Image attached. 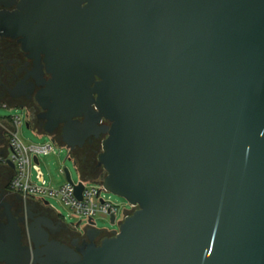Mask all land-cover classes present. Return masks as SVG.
Listing matches in <instances>:
<instances>
[{"label": "water", "instance_id": "obj_1", "mask_svg": "<svg viewBox=\"0 0 264 264\" xmlns=\"http://www.w3.org/2000/svg\"><path fill=\"white\" fill-rule=\"evenodd\" d=\"M0 35L45 55V135L65 124L69 161V138L106 136L102 186L138 207L45 264H264V0H23ZM20 239L0 237V264L32 263Z\"/></svg>", "mask_w": 264, "mask_h": 264}, {"label": "flooded vegetation", "instance_id": "obj_2", "mask_svg": "<svg viewBox=\"0 0 264 264\" xmlns=\"http://www.w3.org/2000/svg\"><path fill=\"white\" fill-rule=\"evenodd\" d=\"M1 1L13 5L9 8L0 5V12L7 10L12 13L18 10V5L23 0ZM46 32L48 33L45 30L43 35ZM43 35L38 33L31 38V41L37 42L40 46L48 44ZM25 39L24 36L14 38L0 35V106L23 110L25 116L23 124L45 135V128L49 123V111L42 108L37 98L38 94L45 89L46 83L52 79V75L47 73L43 61L45 55H41L43 67L39 70L37 59L32 51L24 49L23 40ZM75 121L83 124L84 118H77ZM64 126L65 124L59 123L50 127L51 139L56 145H63ZM105 126H110V123L105 120L98 125L99 128ZM11 131L12 125L8 119L0 122V237H13L14 229L17 228L22 247L29 249L32 253L31 264H45L51 243H59L82 256L81 252L87 250L90 245L99 247L105 239L113 238L115 236L113 233L96 236L94 233L88 234L89 228L80 230L69 226L63 216L50 205L35 198H24L12 190L11 184L15 170L7 164L13 152ZM86 134L85 131L80 133L81 137L69 138V141L75 144L72 157L78 163L84 178L101 180L106 176V172L99 166L98 156L102 152V143L106 136L90 135L83 139Z\"/></svg>", "mask_w": 264, "mask_h": 264}, {"label": "built area", "instance_id": "obj_3", "mask_svg": "<svg viewBox=\"0 0 264 264\" xmlns=\"http://www.w3.org/2000/svg\"><path fill=\"white\" fill-rule=\"evenodd\" d=\"M8 119L12 125L10 140L13 152L9 160L15 164V175L11 184L14 192L24 198H35L43 202L48 201L49 198L59 199L72 214L79 218V224L83 220L86 222L85 228H92L89 221L93 220L96 223L95 219L99 215L108 217L110 220L114 216L116 223L121 224L123 220L118 221L119 207L105 199L103 193L107 191L103 188L101 182L100 187L88 186L87 182L89 181L83 179L84 190L81 200L76 195V183H66L59 189L49 186L40 169L39 158L54 152L56 144L25 145L20 138L24 116H13ZM35 158L39 160V163L34 162ZM35 172H37L36 175H34ZM130 206L132 212L129 214H133L138 207Z\"/></svg>", "mask_w": 264, "mask_h": 264}, {"label": "rangeland", "instance_id": "obj_4", "mask_svg": "<svg viewBox=\"0 0 264 264\" xmlns=\"http://www.w3.org/2000/svg\"><path fill=\"white\" fill-rule=\"evenodd\" d=\"M13 116H24V111L19 108H6L0 106V119L6 120ZM20 138L25 145H43L52 143L51 137L47 135H41L33 129L27 128L26 125H24L21 129ZM68 154L69 151L66 148L62 147L61 145H55L54 152L46 156H40L39 158L40 169L44 175V178L48 182L49 186L53 187L54 189H59L67 183L65 174L63 173L65 169L69 171L73 183H79V181L84 177L80 172L79 166L76 164V160H67ZM36 174L37 172L34 173V175ZM94 180L87 182L88 186L100 187V182L102 179L99 181ZM103 195L105 196L106 200L119 207L118 221H122L124 212L131 210L129 202L124 198L116 196L110 192H104ZM48 202L58 214L63 216L65 222L69 226H75L80 230L86 227V222L83 220V222L79 224V218L72 214L59 199L49 198ZM95 221L97 229L99 230L113 231L119 228L118 225L113 226L108 217L99 215L96 217Z\"/></svg>", "mask_w": 264, "mask_h": 264}, {"label": "crops", "instance_id": "obj_5", "mask_svg": "<svg viewBox=\"0 0 264 264\" xmlns=\"http://www.w3.org/2000/svg\"><path fill=\"white\" fill-rule=\"evenodd\" d=\"M9 120V119H8ZM5 120H3V119H0V122L2 123V122H4Z\"/></svg>", "mask_w": 264, "mask_h": 264}, {"label": "trees", "instance_id": "obj_6", "mask_svg": "<svg viewBox=\"0 0 264 264\" xmlns=\"http://www.w3.org/2000/svg\"><path fill=\"white\" fill-rule=\"evenodd\" d=\"M76 164L78 165V163L76 162Z\"/></svg>", "mask_w": 264, "mask_h": 264}]
</instances>
